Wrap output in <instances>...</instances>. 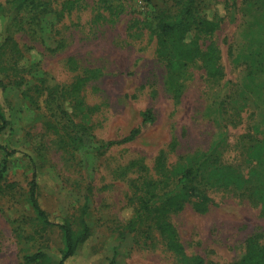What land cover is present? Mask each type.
I'll list each match as a JSON object with an SVG mask.
<instances>
[{
  "label": "rangeland",
  "instance_id": "obj_1",
  "mask_svg": "<svg viewBox=\"0 0 264 264\" xmlns=\"http://www.w3.org/2000/svg\"><path fill=\"white\" fill-rule=\"evenodd\" d=\"M10 1L0 0V79L13 88L11 109L0 93L10 121L0 141L17 152L0 181V264H26L24 257L38 250L58 260L65 247L62 232L45 225L31 205L33 172L23 152L38 162V201L50 219L77 226L87 200L91 237L71 264H177L157 232H129L123 240L119 234L134 211V195L155 178L162 150L177 170L185 157L210 154L211 172L229 165L251 180L248 191L207 188L217 204L204 213L190 202L169 215L190 256L239 264L247 239L264 245V210L255 191L257 184L264 190V158L247 161L252 145L264 139V0H198L199 14L219 24L211 39L224 67L218 80L201 61L174 71L159 53V12H175L179 0H52L56 16L43 26L21 15L7 33ZM64 2L72 7L62 10ZM49 36L63 47L50 51ZM185 39L199 41L194 33ZM200 43L209 44L204 37ZM24 63L33 65L28 74L15 67ZM79 79L84 102L74 101ZM51 92L58 100L50 101ZM57 102L67 118L92 126L83 144L70 139L72 125ZM147 110L154 121L143 126ZM134 129L141 130L137 138L121 142ZM4 162L0 149V171Z\"/></svg>",
  "mask_w": 264,
  "mask_h": 264
},
{
  "label": "trees",
  "instance_id": "obj_2",
  "mask_svg": "<svg viewBox=\"0 0 264 264\" xmlns=\"http://www.w3.org/2000/svg\"><path fill=\"white\" fill-rule=\"evenodd\" d=\"M71 5V2H64L62 4V10H69L72 7ZM198 5V0H179L178 8L175 12H172V7L164 8L159 12V53L165 56L168 66L174 71H183L197 61H201L207 70L208 76L214 80H218L224 76V67L220 51L216 43L211 39L216 33L219 24L201 16L198 12ZM2 12H5V8L0 5V15ZM6 12L8 13V15H5V29L7 33H10L9 23L12 18L16 20L21 15H29L37 26H43V24L48 22V20L53 17L52 15H54L52 14L54 12L52 0H12ZM190 33H194V35L199 38V41L188 42L185 38ZM203 37L207 38L209 43L205 48L203 47L204 43H200ZM46 41L52 52L63 47L62 41H57L51 36H49ZM204 41L206 40L204 39ZM16 54L19 55L20 53L18 52ZM15 62L19 64L18 59H16ZM15 67L18 73L28 74L31 72L33 65L24 63L20 69L17 66ZM81 81L83 82V79H79L77 85L72 86L73 91L76 93L77 99L74 100L76 102H79L80 99L84 102L79 90V84L82 83ZM12 89L10 84L0 79V93L3 99L8 101L11 99ZM176 90V97L178 98V93L180 91L177 86ZM52 96L58 100L55 93L51 92L49 94L50 101L52 100ZM57 107L59 113L62 115V119L67 122V125H72L71 132L73 136L70 135V139L74 142L76 140L79 144H83L84 138L90 134L92 126L77 124L71 117L67 118L69 115L63 109L62 103L57 102ZM8 108H12L10 101L8 103ZM91 113L93 112L89 109L84 113V116L89 117ZM153 121L154 115L151 110L142 113L143 126ZM9 124L10 121L6 111L2 105H0V136ZM140 133V129H134L121 142H132ZM114 144H116V142H114ZM0 149L5 153V167L0 171L1 181L7 169L6 165L15 158V153L17 151L13 149L11 145L3 144L1 141ZM249 152L248 162L261 163L264 158L262 157L264 152V139L259 140L256 145H252ZM23 155L28 158L33 172V178L29 189L31 205L45 225L57 227L62 232L65 246L62 251V257L58 260H53L49 254L42 250H38L37 253L33 255L25 256V263L71 264V261L77 256L78 252L91 237V228L86 220L88 213L87 200L81 208V215L77 226L68 219L63 221H54L50 219L46 211L41 208L38 201V162L29 152H23ZM185 159L187 162L181 169L177 170L173 167V164L168 161L166 151L162 150L160 152L156 158L155 166L153 167V177L155 178L148 179L144 182L138 193L134 195V211L131 217L125 222L119 234L120 239L123 240L125 239V235L129 232L139 231L146 236L155 231L162 237L166 248L174 255L177 264H206L205 259L201 255L190 256L187 253L175 226L169 219V215L182 210L185 204L190 202L197 212L204 213L208 211L211 206L217 204L208 194L207 188L216 185H219V188L235 185L237 188L248 191L247 185L251 180L242 172H232V169L228 167L229 165L217 168L218 173L211 172L210 170L213 168V159H211L210 154L202 158V155L195 153L192 156L185 157ZM257 187L255 191L264 210V190L261 184H257ZM239 264H264V245H261L254 236L246 240L245 252Z\"/></svg>",
  "mask_w": 264,
  "mask_h": 264
}]
</instances>
